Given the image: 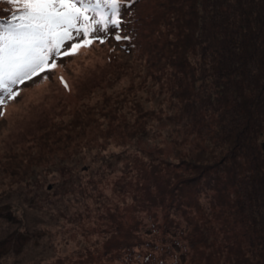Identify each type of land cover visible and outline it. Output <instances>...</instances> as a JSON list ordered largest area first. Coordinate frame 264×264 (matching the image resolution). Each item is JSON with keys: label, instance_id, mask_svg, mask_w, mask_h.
<instances>
[{"label": "rangeland", "instance_id": "1", "mask_svg": "<svg viewBox=\"0 0 264 264\" xmlns=\"http://www.w3.org/2000/svg\"><path fill=\"white\" fill-rule=\"evenodd\" d=\"M135 1L120 10L124 39L109 31L103 43L57 57L54 72L24 81L19 95L0 106V264H106L112 237L137 242L136 257L130 254L137 264L146 252L161 263H183L187 250L185 264L192 256L228 264L234 234L248 230L234 220L236 186L215 167L226 153L207 143L221 119L218 107L207 111L200 98L217 90L210 65L200 69L203 60L192 55L185 72L160 70L166 43L181 30L171 1ZM5 6L12 16L16 6L3 0L0 15ZM143 16L157 18L145 23L146 38ZM97 35L104 37L89 39ZM73 36L65 47L83 39ZM263 143L264 128L255 142L262 152ZM159 185L164 204L154 202ZM187 231L194 240L208 236L206 246L197 245L200 253Z\"/></svg>", "mask_w": 264, "mask_h": 264}, {"label": "trees", "instance_id": "2", "mask_svg": "<svg viewBox=\"0 0 264 264\" xmlns=\"http://www.w3.org/2000/svg\"><path fill=\"white\" fill-rule=\"evenodd\" d=\"M169 1L175 29L178 26L181 30L177 40L166 43V56L160 70L163 71L166 65H172L185 72L184 59L198 55L203 60L198 61L202 66L200 69H206L210 65L211 73H208V76L213 78V87L215 85L217 89L206 90L208 94L200 97L202 106L207 111L212 106L218 107L221 114V119L216 118L218 129L207 143L219 148L221 157L226 153L215 167L222 171L225 169L230 177L229 185L236 186L234 220L248 228L241 235L234 234V244L230 250L232 257L228 264H264V157L261 155L264 154V148L262 152L255 146L264 128V0ZM134 3L128 5L132 8ZM5 8L6 12L0 15V24L5 25L4 27L11 17L10 7ZM133 9L135 6L132 11ZM145 23H150V27L157 23V18L143 16L140 31L144 38L150 37V31L145 34ZM133 32L134 29H131L132 36ZM132 42L133 49L135 45ZM188 68L192 73L193 67L189 62ZM146 190L148 191V186ZM157 192L159 198L154 199V202L161 199L162 204L166 203L163 199L166 197V191L160 185ZM150 199L149 197L148 201ZM187 236L191 240V246L199 253L197 245H205L204 243L209 241L205 233L201 234L198 240H194L188 231ZM240 237L246 238L245 242ZM248 240L249 245L245 246L244 243ZM135 243L137 242L126 240L116 242L112 237L105 252L106 257L108 256L106 264H137L134 262L137 253L132 252L137 246ZM149 248L155 250L158 246L151 243ZM131 253L135 255L131 257ZM188 253V250L183 253V263L176 261L174 264H185ZM137 256L143 257V264L161 263L153 252L140 253ZM58 264L64 262L60 260ZM191 264L201 262L192 256Z\"/></svg>", "mask_w": 264, "mask_h": 264}, {"label": "snow or ice", "instance_id": "3", "mask_svg": "<svg viewBox=\"0 0 264 264\" xmlns=\"http://www.w3.org/2000/svg\"><path fill=\"white\" fill-rule=\"evenodd\" d=\"M3 2L16 7L7 26L0 31V106L19 95L17 86L24 81L54 72L59 66L57 57L74 56L95 40L103 43L109 31L117 41L125 38L119 35L120 10L125 0ZM86 12L92 15H85ZM73 33L76 38L83 35V39L65 47L66 42L74 39ZM93 33H103L104 37L89 39Z\"/></svg>", "mask_w": 264, "mask_h": 264}, {"label": "water", "instance_id": "4", "mask_svg": "<svg viewBox=\"0 0 264 264\" xmlns=\"http://www.w3.org/2000/svg\"><path fill=\"white\" fill-rule=\"evenodd\" d=\"M263 148H264V144H263Z\"/></svg>", "mask_w": 264, "mask_h": 264}]
</instances>
